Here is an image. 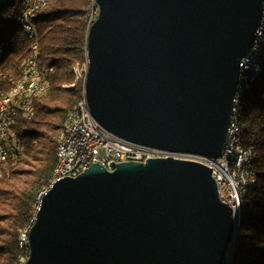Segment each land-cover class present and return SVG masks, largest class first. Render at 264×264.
I'll return each mask as SVG.
<instances>
[{
	"label": "water",
	"instance_id": "1",
	"mask_svg": "<svg viewBox=\"0 0 264 264\" xmlns=\"http://www.w3.org/2000/svg\"><path fill=\"white\" fill-rule=\"evenodd\" d=\"M263 0H94L83 101L125 141L220 158ZM93 164L43 194L24 264H228L239 225L211 170Z\"/></svg>",
	"mask_w": 264,
	"mask_h": 264
},
{
	"label": "trees",
	"instance_id": "2",
	"mask_svg": "<svg viewBox=\"0 0 264 264\" xmlns=\"http://www.w3.org/2000/svg\"><path fill=\"white\" fill-rule=\"evenodd\" d=\"M27 0H0V89L8 92L20 75L32 39L22 29ZM94 0H48L32 22L40 47V66L52 69L50 92L35 102L34 117H19L16 131L23 153L9 160L0 180V264H20L26 255L19 234L32 221L39 195L57 165L56 140L66 115L83 100L84 78L74 69L87 64L86 46ZM241 126L244 144H254L258 187L247 194L232 258L228 264H264V68L245 97Z\"/></svg>",
	"mask_w": 264,
	"mask_h": 264
},
{
	"label": "bare ground",
	"instance_id": "3",
	"mask_svg": "<svg viewBox=\"0 0 264 264\" xmlns=\"http://www.w3.org/2000/svg\"><path fill=\"white\" fill-rule=\"evenodd\" d=\"M47 3L48 0H30V8L27 9L26 13V23L28 24V27H35L32 22V19L36 12L44 9L47 6ZM25 5L21 9L20 22L22 19V14L25 10ZM94 12L95 10H93L92 12V19L94 18ZM22 29L28 35V38L32 39L31 29ZM257 45L258 47H256L254 57L252 58V72H250L249 74H243V77L239 79L237 90L234 95V108L232 110L231 116L232 130L230 134V146L232 153L235 154V159H238L240 163L239 172H234V181L239 182V189H234L235 211L233 219L236 222L237 226L240 224L242 210L244 209V203L247 194L258 187V173L255 168V162L258 158V152L254 144H244L241 120L243 112L245 110V97L250 88L254 86V84L258 81L264 68V4H262L261 21L259 28L257 29V33L255 35V39L252 46ZM39 56L40 47L39 43L35 38L34 46H30L29 52L21 64L19 78L12 85L11 89L8 92L4 93L0 89V104H3L4 102H9V106L22 105L18 106L14 112L15 125H17L16 120L19 117L27 121L31 120L35 114V102L38 99L46 96L50 92L51 85L49 79L53 70L40 66ZM30 61L32 63V71L34 72V75H28V66L26 62ZM85 67L86 74L87 64L85 65ZM74 73H76V68L74 69ZM26 91L27 97H32L33 116H29V104H22V101L26 97ZM84 110H86V105L85 102L82 101L77 108L69 111V113L67 114L65 124L56 140L57 165L55 167L50 186L53 185L55 182L59 181V178L61 176H64V169H61V167L64 165L65 157L67 156V148L65 144L69 137V131L74 126V116L76 115V118H83ZM91 121H93L92 118ZM105 134L115 136L107 131H105ZM17 139L20 143V151L15 159L20 158L23 153V146L18 136V133ZM0 141L1 143H6V150H4L3 168H0L1 180L7 172L9 160L13 159L12 151H15V143L8 142L7 131H0ZM176 160L186 161V159ZM128 162H138V159H124V163ZM79 174H81V170L72 171V178L78 176ZM46 191L39 195L36 212L38 210L40 200ZM220 200L221 202L226 204V199ZM35 214L31 223L19 234V248L25 250L26 252V255L20 259V264H24L29 256V253L27 256V248L29 247V232L35 220Z\"/></svg>",
	"mask_w": 264,
	"mask_h": 264
},
{
	"label": "built area",
	"instance_id": "4",
	"mask_svg": "<svg viewBox=\"0 0 264 264\" xmlns=\"http://www.w3.org/2000/svg\"><path fill=\"white\" fill-rule=\"evenodd\" d=\"M262 4H264V0ZM29 8L30 0H27L25 10L22 14L21 26L22 28L31 29L33 41L31 46H34L36 29L35 27H28V24L26 23V13ZM256 47H258V45L251 46L247 55L242 59L239 66V79L243 77V74H249L252 72V58L254 57ZM26 64L28 66V75H34L31 61L26 62ZM22 104H29V116H33L32 97H27V91ZM18 106L22 105L9 106V102L0 104V131H7L8 142L15 143V151H12L13 159L17 157L20 151V143L17 139L14 120V112ZM233 108L234 98L232 100V110ZM231 130L232 124L230 118L221 156L216 160L196 155L171 154L165 151L143 147L120 139L117 136L105 134L103 129H101L95 122L91 121V117L86 107L83 118H76V115L74 116V126L69 131V137L65 144L67 148V156L65 157L64 165L61 167V169H64V176H61L59 180L72 178V171L74 170H81V173H83L93 164H98L111 171L112 165L124 163V159H138V162L142 163L149 159L159 158H173L175 160L186 159V161L199 163L211 170L212 178L215 180L218 188L219 198L226 199V204L232 209L234 217V189H239V182L234 181V172H239L240 163L238 159H235V154L231 151ZM4 150H6V143H1L0 141V168H3ZM28 253L29 247L27 248V256Z\"/></svg>",
	"mask_w": 264,
	"mask_h": 264
},
{
	"label": "rangeland",
	"instance_id": "5",
	"mask_svg": "<svg viewBox=\"0 0 264 264\" xmlns=\"http://www.w3.org/2000/svg\"><path fill=\"white\" fill-rule=\"evenodd\" d=\"M3 1H6V0H3ZM97 12H98V10H97V8H95L94 18L96 17ZM85 70H86L85 64H83L81 67L76 68V73H74L75 81H78V80L84 78ZM66 117H67V115H66ZM65 121H66V119H65ZM64 124H65V122H64ZM8 169H9V165H8L7 171H8Z\"/></svg>",
	"mask_w": 264,
	"mask_h": 264
}]
</instances>
